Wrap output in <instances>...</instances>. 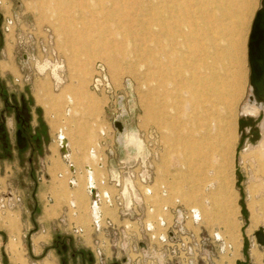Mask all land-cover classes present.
I'll use <instances>...</instances> for the list:
<instances>
[{
  "label": "rangeland",
  "instance_id": "rangeland-1",
  "mask_svg": "<svg viewBox=\"0 0 264 264\" xmlns=\"http://www.w3.org/2000/svg\"><path fill=\"white\" fill-rule=\"evenodd\" d=\"M76 1L0 0V264H124L107 249L109 258L103 263L94 257L87 174H78V186L71 192L57 144L63 130L78 170L96 164L100 157L90 150L101 131L113 130L115 106L127 114L122 123L136 127L144 142L130 144L128 139L131 150L118 149L117 159L146 156L153 165L154 177L143 187L151 192L146 197L153 208L148 222L171 220L164 207L197 209L198 222L188 220L186 227L201 241L198 264H241L240 256L243 264H254L255 233L264 227V114L246 104L252 92L248 44L262 0H244L245 10L239 9L243 0H134L119 9L121 17L97 0H81L84 6ZM173 2L190 19L180 24L182 36L165 38L160 22L165 18L174 23L163 17L162 5L174 9ZM241 23L240 60L231 69L236 77L229 89L231 105L221 106L206 89L195 103L193 76L210 61L202 63L191 49L188 44L195 41L189 34L198 28L204 47H209L204 51L213 55L233 48V26ZM29 31L36 35L29 48L41 58L36 63L23 60L18 41ZM38 45L50 53L42 56ZM49 54L51 70L45 71L43 60ZM100 65L109 93L92 86ZM243 108L247 114L242 115ZM231 116L225 160L213 125L225 127ZM49 130L54 141L47 136ZM30 131L37 141L25 138ZM107 175L106 168L97 169L94 178L103 192H114L102 184ZM229 199L233 208L227 206ZM71 201L86 243L75 233L61 231L66 227L58 210ZM10 244L15 255L21 253L20 260Z\"/></svg>",
  "mask_w": 264,
  "mask_h": 264
},
{
  "label": "built area",
  "instance_id": "built-area-1",
  "mask_svg": "<svg viewBox=\"0 0 264 264\" xmlns=\"http://www.w3.org/2000/svg\"><path fill=\"white\" fill-rule=\"evenodd\" d=\"M18 39L20 47H23V60L39 62L41 58L31 55L29 51L36 41L34 32L29 31L25 36H18ZM38 48L42 56L50 53V48L47 46L38 45ZM51 57L52 55L49 54V57L43 60L46 65L45 71L51 70L49 67L52 63ZM54 70L57 72L56 69ZM102 77L106 80L104 67L100 65L92 86L97 92L102 90L103 94L109 93V83L107 81L104 83ZM60 84L59 80H55L56 87ZM117 102L119 104L120 99ZM116 108L117 106L112 111L113 130L104 129L100 132V140L96 147V154L100 157L99 162L87 163L83 170L79 171L75 163L69 159V148L66 149L64 146L59 148L66 163L70 188L75 189L78 186V174H88L89 183L86 192L91 209L90 226L94 257L103 263L109 258L108 251H110L112 255H116V259H122L124 264H198L197 255L201 241L197 240L194 232L186 227V222L191 220L192 212L189 209H183L180 204L175 207H164V212L171 216V220L160 218L158 223L148 222V214L153 208L146 201V197L151 192L144 191V188L148 187L154 177L153 165L146 156H139L134 161L117 159L118 149L121 147L120 135L123 133L121 127L125 126L122 121L127 114L124 110L118 113ZM66 155L68 158L65 157ZM111 162L115 163L111 164ZM104 168L107 169L108 175L104 177L102 184L106 182L114 192H103L99 182L94 181L91 176L97 169ZM63 176V173L58 174V178ZM76 211L75 202H69L60 218V224L69 225L67 215L70 213L76 216ZM70 225L72 233L83 239L84 228L75 225L74 222Z\"/></svg>",
  "mask_w": 264,
  "mask_h": 264
},
{
  "label": "bare ground",
  "instance_id": "bare-ground-1",
  "mask_svg": "<svg viewBox=\"0 0 264 264\" xmlns=\"http://www.w3.org/2000/svg\"><path fill=\"white\" fill-rule=\"evenodd\" d=\"M88 1L89 0H87V2ZM76 2L79 5L84 6L83 4L84 2H82L81 0H77ZM97 3L101 7L110 6L114 8V14L116 16L121 17L120 15H122V12L119 11V9L120 8L122 9L126 6H131L135 3V1L134 0H97ZM171 5L174 7V9H170L171 6L168 4L162 5L164 7L163 9H165L162 12L163 17H166L168 15L173 20V23H174L173 25H169V22L165 18L162 22H160V25H161L160 31L165 38H171L177 35L182 36L183 34H182V31H180V24H183L185 22V18L190 19L187 13L180 11L179 8L176 7L178 5L175 2H173ZM244 8L246 9V4H245V1L243 0L242 5L240 6L239 9L243 10ZM242 27H243L242 23L238 24V26H233L235 30L234 35L236 36V38L235 40L233 39L231 40V38L229 39V41L231 42L230 45H233L232 49L229 48L227 50H221L220 53L218 52L213 55L204 51L205 48H209V47H204V41H203L204 38L200 34V31L198 28L193 29L194 31L189 34L188 37L192 38L195 41L193 43L190 42V44H188L191 47V49H194L197 55L203 60L202 63L206 61H210L209 62L210 64H207V65L205 64L204 67L199 69L198 73L193 76V84L194 86L198 88V92L193 93L192 98H191L192 100H194L195 103H200L198 102L200 100V95H202V93L207 90L211 94L210 97L211 98L213 97L214 99H216L217 102L221 106L226 107V106L231 105L232 101L230 99L229 89L231 88L233 81L236 79V77L233 76L234 74L232 73L231 69L233 65L235 63L238 64L240 60L238 34L241 33ZM207 29L213 30V28H210V26H208ZM211 47L216 48V46H211ZM222 54H226V56L223 57ZM246 105L253 107L257 112H262L264 114V97L260 99L257 98L253 93V87H252V92L248 98V103ZM222 108L223 107H221V109ZM243 110L244 108L242 109V115L247 114ZM230 120L231 121H229L225 125V127L222 126L223 128L221 126H218L216 123L214 125L212 124L215 128V132H218L217 134L219 135L220 156L222 159L224 158L225 160H227L228 153H229L228 133L231 132V127H232L231 125L233 123L232 116L230 117ZM119 127H121L120 124H119ZM121 128H123V133L120 135V146H121L122 151L124 150L127 152V150L128 151L131 150V149H128V139L131 140L130 144L131 142H134L136 140L137 141L139 140L142 143H144L143 140L140 138L139 131L136 129V127L133 128V126L131 127V126L125 125L124 127H121ZM262 128H263V133H264V123L262 125ZM57 141L60 147L64 146V148L66 149L69 148V142L68 140H66L64 134L63 135L60 134L57 138ZM250 148L254 150L253 146H250ZM65 157L68 158V155H66ZM62 159H63V156H62ZM91 176L93 180L95 181L93 174H91ZM88 183H89V180L87 177V188H88ZM226 203L228 204L227 206H229L230 208H233L234 206L233 200L229 199ZM190 211L192 212L191 220L197 223L199 220L200 213H198L197 209L193 211L190 210ZM90 212H91V209H90ZM260 229L264 230V227H261Z\"/></svg>",
  "mask_w": 264,
  "mask_h": 264
},
{
  "label": "water",
  "instance_id": "water-1",
  "mask_svg": "<svg viewBox=\"0 0 264 264\" xmlns=\"http://www.w3.org/2000/svg\"><path fill=\"white\" fill-rule=\"evenodd\" d=\"M250 83L257 98L264 97V0L254 19L249 38ZM21 133L19 132V138ZM257 243L264 247V230L255 233Z\"/></svg>",
  "mask_w": 264,
  "mask_h": 264
},
{
  "label": "crops",
  "instance_id": "crops-1",
  "mask_svg": "<svg viewBox=\"0 0 264 264\" xmlns=\"http://www.w3.org/2000/svg\"><path fill=\"white\" fill-rule=\"evenodd\" d=\"M24 104H26L25 101H23V105H24ZM26 107H27V105H26ZM27 115H28V117H29L30 119H34V118H33V117H34L33 112H31V113H30V112H27ZM125 125H126V124H125ZM6 128L8 129L6 135H7L8 140L10 141V139H11V136H10V135H11V134L9 133V131H10L11 129H10L9 126H7ZM59 131H60V130H59ZM58 134H59V135H60V134H61V135L64 134L66 140H68V137L66 136V134L64 133L63 130H61L60 133L58 132ZM47 136H48V138H50V141H54V135H53L52 131L49 130ZM25 138H26L28 141H31V139H34L35 141L38 140V138L34 136V132L31 133V131H30V132H26ZM99 139H100V137H98V139H97L96 147L98 146ZM68 142H69V140H68ZM57 144H58V141H57ZM70 144H71V143L69 142V159H70L73 163H75V162L72 160V154H73V153H72V149L70 148ZM58 146H59V144H58ZM96 147H92L91 150H90V152L96 154V151H97V150H96ZM59 148H60V147H59ZM120 149H121V147L119 148V150H120ZM254 150H255V149H254ZM76 152L79 153L80 151H79L78 149H76ZM61 158H62V157H61ZM62 160H63V159H62ZM64 164L66 165L65 161H64ZM75 165H76V163H75ZM76 167L78 168L77 165H76ZM63 175H64V173H63ZM87 175H88V174H87ZM93 176L96 177V173L93 174ZM87 177H88V176H87ZM63 178H64V176H63ZM86 187H87V183H86ZM69 190H70L71 192H75V189L70 188V186H69ZM73 190H74V191H73ZM80 201H81V200H80ZM58 212H59V214H60V218H61V216H62V214H63V210H62V208H61V210H58ZM67 216H68V220H69V225H67V226L64 225L66 228L63 229V230H61V231L66 232V233H72L73 231H72V229H71V225H70V223H71V222H74L75 225H77L76 221L74 220V219L76 218V216H71L70 213H69ZM84 231H85V230H84ZM83 240H84L85 243H86V231H85V233H84ZM41 243H43V241H41V240H40V237H38V238H37V245H38V247H39L40 249H43V245H40V246H39V244H41ZM46 245H48L47 242H46ZM85 245H86V244H85ZM87 247H90V246L88 245ZM91 248H92V247H91ZM242 249H243V248H242ZM10 251H11V253H12L15 257H17V258L20 260L21 253L17 251L18 253H20V255H15L14 252L12 251L11 244H10ZM252 252H253V257H254V258L252 259V262H253L254 264H264V258H263V256H264V251L261 250V246H259L258 244H256V246L253 247ZM35 255H38V253L35 252ZM256 255H257L258 259H259V257H261V256H262V258H260V260H258V259L256 258ZM238 261H240V263L243 264V262H244L245 260H244L243 256H240V257L238 258Z\"/></svg>",
  "mask_w": 264,
  "mask_h": 264
},
{
  "label": "flooded vegetation",
  "instance_id": "flooded-vegetation-1",
  "mask_svg": "<svg viewBox=\"0 0 264 264\" xmlns=\"http://www.w3.org/2000/svg\"><path fill=\"white\" fill-rule=\"evenodd\" d=\"M63 249H65V250H66V249H67V247H66V246H64V247H63Z\"/></svg>",
  "mask_w": 264,
  "mask_h": 264
}]
</instances>
